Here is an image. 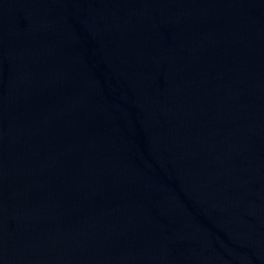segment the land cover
Returning <instances> with one entry per match:
<instances>
[{"label":"water","instance_id":"obj_1","mask_svg":"<svg viewBox=\"0 0 264 264\" xmlns=\"http://www.w3.org/2000/svg\"><path fill=\"white\" fill-rule=\"evenodd\" d=\"M0 264H264V0H0Z\"/></svg>","mask_w":264,"mask_h":264}]
</instances>
